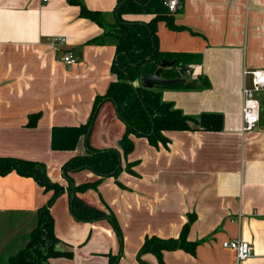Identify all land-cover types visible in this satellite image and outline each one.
I'll return each mask as SVG.
<instances>
[{"label":"crops","instance_id":"obj_1","mask_svg":"<svg viewBox=\"0 0 264 264\" xmlns=\"http://www.w3.org/2000/svg\"><path fill=\"white\" fill-rule=\"evenodd\" d=\"M118 2L0 0V156L44 162L50 178L67 187L63 165L85 155L87 142L120 149L126 126L111 100L102 104L89 137L82 136L74 150L51 147L52 128L86 123L96 97L116 80L111 70L116 40L104 33L117 24ZM82 5L100 11L106 28L82 17ZM173 16L181 28L159 22V47L185 54L189 69L182 77L197 87L167 89L163 98L189 115L220 113L223 128L166 131L168 145L158 146L132 134L134 149L123 158L122 172L77 193L93 207L114 210L122 236L108 219L76 220L65 192L51 212L60 238L56 248L72 255L52 257L50 264H111L118 254L117 264H140L145 237L180 236L190 213L196 214L188 234L199 242L196 252L165 251L166 264H264V115L256 130H241L242 90L251 85L246 71L264 69V0H181ZM56 36L66 43L53 45ZM69 50L79 57L73 65L63 60ZM206 77L210 87H198ZM34 114L40 117L30 126ZM127 163L134 172L125 169ZM71 176L76 185L97 177L90 169ZM52 194L16 171L0 176V264L26 246L38 209ZM233 239L251 245L252 257L238 261L234 250L223 247ZM143 259L158 263L152 253Z\"/></svg>","mask_w":264,"mask_h":264},{"label":"trees","instance_id":"obj_2","mask_svg":"<svg viewBox=\"0 0 264 264\" xmlns=\"http://www.w3.org/2000/svg\"><path fill=\"white\" fill-rule=\"evenodd\" d=\"M164 2L165 0H119L115 9L117 24L113 28L105 27L100 11L91 10L85 5L81 6L82 17L96 21L101 27L106 28L104 35H111L116 40L115 57L111 65L116 80L110 82L105 94L96 97L91 116L86 123L52 128L51 147L53 150H74L82 136L89 137L100 107L107 100H111L116 105L117 115L125 123L126 131L120 140V149H97L87 142L88 151L85 155L71 157L62 168L64 177L69 183L67 187L50 178L44 162L0 156V176L16 171L20 175L33 177L46 191H53L48 203L38 209V221L26 246L12 255L7 264H50L52 257L72 255L56 248L60 238L55 234L54 216L51 212L54 202L65 192L70 195L71 212L76 220L94 222L108 219L119 237L122 236L117 218L108 206V211L93 207L77 193L90 188L97 189L105 178L117 177L122 172L123 158L134 149L132 134L146 137L152 145L158 146L160 142L168 145L169 138L165 135L166 131L223 128L222 114L189 115L177 108L174 102L163 98V93L167 89L197 86L177 84L147 88L141 85V77L152 75L164 59L175 61L163 72L162 76L165 78L182 77V73L189 69L183 62L185 54L164 52L159 47V22H166L170 29L181 28L176 25L173 12ZM128 15H151V18L132 20L126 17ZM98 40L99 38L93 41ZM210 85L206 77L198 87L209 88ZM39 117L40 114L31 115L28 125L34 126ZM132 166L131 163H127L125 169L134 172ZM83 169L92 170L97 177L93 181L76 185L71 172ZM188 218L178 237L162 238L157 235H147L137 255L140 264H149L143 259L146 253L154 254L158 264H166L165 251L181 249L195 253L199 242L189 240L188 234L196 220V214L190 213ZM119 257L120 254L111 256V264H117Z\"/></svg>","mask_w":264,"mask_h":264},{"label":"built area","instance_id":"obj_3","mask_svg":"<svg viewBox=\"0 0 264 264\" xmlns=\"http://www.w3.org/2000/svg\"><path fill=\"white\" fill-rule=\"evenodd\" d=\"M164 3L171 12H176L181 6V0H165ZM65 43V37L56 36L52 38L53 45H62ZM63 60L67 65H73L79 61V57L74 51L69 50L63 56ZM246 74L251 75V85L244 86L242 90V132H250L258 128L262 115L260 96L264 95V69L246 71ZM190 75L193 76L194 79L198 78L193 72H190ZM223 247L234 250L236 252L238 261L246 260L253 255L252 246L241 239L224 241Z\"/></svg>","mask_w":264,"mask_h":264},{"label":"water","instance_id":"obj_4","mask_svg":"<svg viewBox=\"0 0 264 264\" xmlns=\"http://www.w3.org/2000/svg\"><path fill=\"white\" fill-rule=\"evenodd\" d=\"M175 63L174 60L164 59L160 67L152 74L148 76H143L140 79L141 85L147 88H153L157 85L163 86H173L177 84H185L187 86L197 85L194 81H188L187 78L177 77V78H165L162 76L166 68L171 67Z\"/></svg>","mask_w":264,"mask_h":264},{"label":"rangeland","instance_id":"obj_5","mask_svg":"<svg viewBox=\"0 0 264 264\" xmlns=\"http://www.w3.org/2000/svg\"><path fill=\"white\" fill-rule=\"evenodd\" d=\"M112 18H113V16H112ZM114 18H115V16H114ZM260 101H261V104H262V115H264V95H262V96H260ZM102 106V105H101ZM101 108V107H100ZM114 211V210H113ZM114 213V215L116 216V218H117V221H118V224H119V227H120V229L122 228L121 227V225H120V222H119V218H118V216H117V213L114 211L113 212ZM115 231V230H114ZM121 233H123L122 231H121ZM124 235V234H123ZM10 240H13L12 238H10ZM15 244H17L16 242H13L12 243V245L11 246H17V245H15ZM8 262H4L3 264H7ZM158 264V263H157Z\"/></svg>","mask_w":264,"mask_h":264}]
</instances>
